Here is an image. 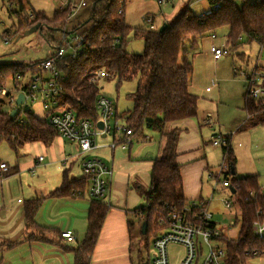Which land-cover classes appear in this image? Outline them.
I'll use <instances>...</instances> for the list:
<instances>
[{
  "label": "trees",
  "instance_id": "trees-1",
  "mask_svg": "<svg viewBox=\"0 0 264 264\" xmlns=\"http://www.w3.org/2000/svg\"><path fill=\"white\" fill-rule=\"evenodd\" d=\"M129 1L93 2L89 18L74 30L82 36V51L75 58L66 57L59 63L64 78V93L57 101L60 107L73 109L80 118L96 119V100L100 95H105L101 93L94 78L99 71L105 70L109 74L108 78H115L117 87L124 82L136 81L135 92L128 95L133 103L132 110L121 117L116 112V118H124L127 128L132 129L134 136L141 134L145 129L155 130L161 135V155L154 162L150 188L142 192L146 205L133 213L142 218L141 224L148 222L147 232L144 235L141 231V236L146 240L145 245L149 249V240L153 234L156 235L153 233L152 224L160 217H166L170 211L181 212L186 203L181 167L177 162L180 133L172 124L195 118L198 113L199 98L190 92L194 56L201 51L202 41L206 37L216 41L217 33L223 29L226 32L224 42L214 45L226 44L229 55L231 52H237L242 45L256 43L264 48V0H242L241 7H237L234 0H217L216 7L210 0L211 7L208 12L199 16L194 15L190 6H187L173 19L165 21L167 28L164 32H160V28H132L125 17ZM9 2L15 8L14 11L11 10V16L17 20L16 32H26L37 24L46 26L48 31L63 32L66 29L69 32L68 9H58L52 18H48L43 12L27 8L25 0ZM30 12L34 14V20L30 19ZM44 31H41L42 35L55 50L58 46L57 40L51 41ZM132 31L144 42L142 54L133 55L128 51ZM32 65L0 64V144L7 143L15 154H19L27 144L42 142L49 145L55 137H59L58 131L47 119L26 111L25 115H22L19 110L13 117L15 108L6 105L8 95L15 89H20L19 76L32 75L35 69ZM259 69L255 68L256 71ZM247 76L244 78L248 82ZM9 81H12L13 91L7 89ZM260 83L264 88V74ZM5 89L7 95L2 94ZM243 100L247 120L255 118L252 122L253 126H257L259 123L256 119L261 122V117L264 116V95L257 99L252 98L247 85ZM226 137L228 144L222 150L224 160L228 159L229 163H223L229 167V172L225 174V180H229V193L240 210V231L235 239L226 238L222 233L221 241L227 251L226 264H247L250 259H254V251H264V242L258 240L253 230V223L264 213V194L258 183V176H235L236 157L230 138ZM87 185L85 177L77 181L65 177L63 187L52 195L84 192ZM42 200L40 197L28 202L25 207L27 225L33 224ZM108 211V206L101 201H94L92 204L85 238L74 250L75 264H90ZM129 226L132 228L133 224ZM146 264H150V260Z\"/></svg>",
  "mask_w": 264,
  "mask_h": 264
},
{
  "label": "crops",
  "instance_id": "crops-1",
  "mask_svg": "<svg viewBox=\"0 0 264 264\" xmlns=\"http://www.w3.org/2000/svg\"><path fill=\"white\" fill-rule=\"evenodd\" d=\"M52 1L56 4L55 13L59 9V1ZM208 3L211 6L210 0ZM209 9L205 8V11L197 13L203 15ZM182 10L181 5L178 8L173 5L169 15L173 19ZM193 14L196 15V12L193 11ZM222 42L224 40L220 38L213 41L211 37H206L202 41L201 51L194 56V60L195 57L197 60L202 57L205 68H212L218 74L222 59L215 60L209 49L212 44ZM261 51L262 49L260 53ZM237 56L242 62H246V55ZM236 67L239 66L236 65ZM256 67L264 71V62L257 64ZM235 77L238 76L235 75ZM212 82L213 87H209L210 91H206L207 95L204 96L208 101L206 104L208 110L202 108L198 97L197 116L172 124V127L177 128L180 133L177 162L181 167L186 201H205L214 222L220 219L226 220V217L230 218L234 215L235 218L232 220H235L233 223L236 227L238 223L240 224L239 208L236 205L226 208L223 203V198L230 196V189L221 188L222 198L221 201L218 200L221 205L215 204L211 207L213 194L220 187L218 185L211 195L204 196L206 192L204 180L208 179L206 174L211 167L208 150L215 135L228 136L233 146L232 136L245 126L248 115L244 110L242 98L239 101L241 109L237 112L236 118L234 116L231 125L226 123L224 125L222 113L228 108L220 106L218 101L222 98L226 81L216 75ZM190 92L194 94L191 87ZM114 104L118 114L116 103ZM207 113L212 115L213 126L202 123ZM118 116L121 117L119 114ZM226 131H230L231 134H227ZM109 137L112 138L113 143L114 136H102L101 139ZM131 140L132 143L127 148L121 145L113 148L112 143L98 139L97 147L86 154L81 152L78 144L60 137H55L49 145L42 142L25 145L17 154L18 160L15 166L9 167V172L0 180V264H75L74 250L85 238L89 212L92 204L97 200L89 196L88 188L84 192L73 191L62 196H54L52 193L63 187L65 177L71 181L82 179V163L89 157L98 158L113 170L109 211L90 264H135L132 254V234L137 224H141L142 218L136 217L133 213L146 205L142 192L150 188L152 168L155 160L161 155L162 139L159 132L145 129L141 134L133 135ZM242 148L250 154L254 147L252 144L244 143ZM41 156L44 160L39 164L36 161L37 157ZM0 163L7 162L0 161ZM245 176H258V183L264 194V170L259 174H244L240 177ZM40 197L43 200L35 213L34 222L32 225H27L25 207L29 201ZM131 223L132 228L129 226ZM160 229L158 227L157 230ZM224 230L225 228L222 232L226 238L235 239L239 235L240 226L235 237H228ZM65 231H72L75 240L70 242L62 239L61 233ZM154 237L153 234L150 247ZM254 259H250L247 264H253ZM140 261L141 258L138 259V262Z\"/></svg>",
  "mask_w": 264,
  "mask_h": 264
},
{
  "label": "rangeland",
  "instance_id": "rangeland-1",
  "mask_svg": "<svg viewBox=\"0 0 264 264\" xmlns=\"http://www.w3.org/2000/svg\"><path fill=\"white\" fill-rule=\"evenodd\" d=\"M94 1L95 0H89L88 7L81 10L78 15L71 20L68 25L69 32L76 30L79 25L89 18L92 12V4ZM234 1L237 7H241L242 0ZM25 5L27 8H35L39 12L43 11L48 18H52L54 16V10L56 9V4L52 0H25ZM173 5L175 8H178L181 5L183 10L187 6H190L191 11L196 12L197 16L200 15V13L197 12H203L205 11V8L207 9L211 7L208 3V0H168L163 5H159L157 0H130L126 6V21L134 29H159L165 23V21L172 19L169 15V12L173 9ZM11 10L14 11L15 8L10 4L9 0H0V64L9 63L32 65L52 56L55 52V50L52 48L53 45L48 43L40 31L29 35H25V32H16L15 26L17 20L13 15L11 16ZM147 17L153 18L154 22L152 24H148L146 22ZM44 30L45 36L51 39V41L57 40L59 37H61L60 31H48L46 28ZM225 34L226 32L223 29L217 33V36L218 38L224 40ZM6 36H9V40H6ZM129 38L130 42L128 51L133 55L142 54L144 50V42L141 37L136 35L135 31H132ZM242 46L243 47H241L237 52H233L231 55L222 58L218 74H216V70L212 68H205L202 57H200L198 60L195 57L193 64L194 73L190 87L194 94L200 98L199 101L202 108L207 109L206 104L208 101L205 100L204 96L207 95V88L213 87L212 81L214 80L215 76L218 75L221 80L226 81V86L223 87L222 98L220 101H218L220 106L228 108L222 113V121L224 122V125L225 123L226 125H231L234 116L236 118L237 112L241 109V104L239 101L246 93L248 85L247 80L244 77H235V69L233 70V66L238 65L243 69V71H245V73L250 74L255 69L257 64L260 65L262 62H264V48H261L259 44ZM260 49H262V53H260ZM241 54L246 55V62H242V60L237 56ZM257 73L262 75L264 74V71L259 69ZM20 81L26 82V79H22ZM96 82L101 90V93L111 97L116 103V108L118 109L119 115L124 116L129 110H132L133 103L128 95L134 93L137 88V83L135 80L124 82L119 87L116 86L117 80L112 77L99 81L97 80ZM7 89L9 91H13L12 81L8 82ZM15 108L21 111L22 115H25L24 111L32 112L36 117L45 119L46 114L42 109L43 106L41 100H37L34 103H32V100H30L27 103V107L15 106ZM230 115H232V117ZM261 118L263 119L261 122L256 119L259 123L257 126H253L254 122L252 121L255 120V118L250 121L247 120V122L245 121L247 124L239 130L240 132L232 136V149H234L233 151L235 152L234 155L236 157L235 176L237 177H240L244 174H259V172L264 170V116ZM120 122V125H127L124 119H122ZM112 123L114 126V120ZM226 132H228L227 134H231L230 131ZM104 140H107L109 144H111L113 141L110 137ZM104 140H102L101 137L99 138V141ZM244 143L252 144L254 147L252 153L249 154L245 152L246 150L242 148ZM208 153L209 164L211 167L209 172L206 174L208 179L204 180V190H206L204 196L211 195L213 189L215 190V187H217V184H219L220 187L218 188L217 192H214L213 194V202L211 204L212 207L215 204L221 205L218 200L221 201L222 195L220 192L222 190V182L225 179V175L222 173V168L224 165L223 161H225L227 164L229 161L228 159L224 160L222 156V147H213L210 144ZM17 157V154H15V152L7 145V143L2 142L0 144V161L7 162L9 167H14L18 160ZM226 218V220L220 219L215 221V223L220 227L225 225L224 232L228 237L237 236L240 224L238 223L236 227L232 226L229 229L231 224L235 221L232 220V218L234 219L235 217L232 215L230 218ZM152 225L155 227L152 228L153 233H155L159 227L158 223H154ZM141 230L142 224H137L136 229L132 234V254L135 264H146V262L151 260L154 255L152 245L149 249L146 248V240L144 241V239H142ZM151 241L152 236L149 242ZM196 241L200 242V239L196 238ZM202 248L204 255L206 252V247L203 246ZM167 251L169 255V264H180L181 259L185 257L186 253L184 246L181 244H170ZM139 252L141 253L140 256ZM140 258L141 261L138 262V259ZM254 258L253 264H264V255H262V253L259 252V254Z\"/></svg>",
  "mask_w": 264,
  "mask_h": 264
},
{
  "label": "built area",
  "instance_id": "built-area-1",
  "mask_svg": "<svg viewBox=\"0 0 264 264\" xmlns=\"http://www.w3.org/2000/svg\"><path fill=\"white\" fill-rule=\"evenodd\" d=\"M59 10L68 9V22L72 20L81 10L88 7L89 0H58ZM168 0H157L159 5H163ZM213 4L217 0H212ZM30 19L34 20V14L29 13ZM147 22H153V18H146ZM68 23V24H69ZM215 38V36H213ZM9 40V36H6ZM83 39L79 32H67L65 29L61 32V37L57 39L58 45L55 52L49 58L32 65L35 69L32 75L28 77H20L19 81L26 79V82L20 81V89L8 95L7 106L15 108L17 99L23 94L25 99L23 105L26 106L28 101L32 103L37 100L42 101L43 111L46 114L45 119L59 133V137L66 139L74 144H78L82 153L86 154L97 147V140L102 136H114V142L111 147L121 145L127 148L132 143L133 131L127 126L120 125V121L116 118L115 104L112 98L107 95H100L95 103V109L98 113L96 119L80 118L76 112L67 107H60L57 98L63 95L64 87L62 81L63 75L59 69V63L66 57L75 58L82 51ZM215 60H220L225 56H229L228 46L225 44H212L209 49ZM235 74L238 77H246L247 74L242 68L235 66ZM30 70V69H28ZM263 74L260 75L253 70L247 78L249 94L252 98H260L264 95V88L260 85ZM109 77L105 70L99 71L95 76V80H103ZM18 80V79H17ZM210 91V88L207 89ZM2 94L7 95L6 89ZM16 109V108H15ZM18 111V109H16ZM114 120V126H113ZM103 124V129L98 124ZM202 123L207 126H213L212 115L207 113ZM228 144V139L222 134H217L213 138L212 145L214 147L224 148ZM44 157H37V163H41ZM224 164V163H223ZM83 177L87 179L89 196L97 201H102L110 206V198L112 191L113 170L104 162L95 157L86 158L82 163ZM9 166L6 163L0 164V180L9 172ZM229 172V167L223 165L222 173L224 175ZM219 184H217L218 186ZM222 188L231 189L229 180L222 182ZM228 198L223 199L226 208L235 206L234 199L231 194ZM262 214V211L260 212ZM155 224L161 228L156 230L155 237L152 242L154 255L150 260V264H169L168 247L170 244H181L184 246L186 253L181 260V264H226L227 251L221 241L222 227L213 221V216L208 205L203 200L186 201L181 212L170 211L166 217H160ZM234 226V223L231 224ZM253 230L258 240L264 242V213L258 220L253 223ZM61 237L68 241L75 240L72 231L61 233ZM200 239V242L196 241ZM203 246L206 252L203 255ZM259 251H254L253 256L256 257ZM264 255V251L262 252ZM252 256V257H253Z\"/></svg>",
  "mask_w": 264,
  "mask_h": 264
},
{
  "label": "water",
  "instance_id": "water-1",
  "mask_svg": "<svg viewBox=\"0 0 264 264\" xmlns=\"http://www.w3.org/2000/svg\"><path fill=\"white\" fill-rule=\"evenodd\" d=\"M45 28L47 29L46 26H42L41 24H37V25H35L34 27H32L31 29L27 30L24 34H25V35H29V34H32V33L38 32V31L41 32V31H42L43 29H45ZM166 28H167V24H163V25L160 27L159 31H160V32H164ZM24 99H25L24 95H23V94H20L19 97H18V99H17V106H19V105H23ZM16 114H17V110L15 109V110L12 112V116L14 117ZM98 126H99V128L103 129V124H102L101 122H99ZM233 172H234V171H233ZM147 226H148V222L145 221V222L142 224V230H141V231H142V234H144V235H145L146 232H147Z\"/></svg>",
  "mask_w": 264,
  "mask_h": 264
}]
</instances>
